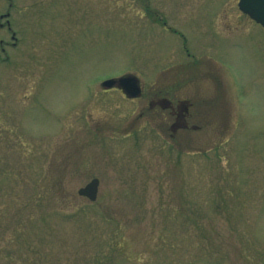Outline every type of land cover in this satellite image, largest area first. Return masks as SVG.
<instances>
[{
  "label": "rangeland",
  "instance_id": "374dc122",
  "mask_svg": "<svg viewBox=\"0 0 264 264\" xmlns=\"http://www.w3.org/2000/svg\"><path fill=\"white\" fill-rule=\"evenodd\" d=\"M238 3L0 0V264H264V29ZM193 58L228 111L178 145L135 115ZM126 73L143 99L102 90Z\"/></svg>",
  "mask_w": 264,
  "mask_h": 264
},
{
  "label": "flooded vegetation",
  "instance_id": "af4514ba",
  "mask_svg": "<svg viewBox=\"0 0 264 264\" xmlns=\"http://www.w3.org/2000/svg\"><path fill=\"white\" fill-rule=\"evenodd\" d=\"M205 63L206 67L199 63V59L193 58L178 64L177 69H167L164 87L148 93L135 117L157 118L159 129L162 132L170 130L171 140L178 145L184 140L180 133L189 130L202 132L217 124L218 116L228 111H221L220 101L225 98L226 83L211 60L207 59ZM122 95L130 100L146 96L144 91L136 98H128L123 92Z\"/></svg>",
  "mask_w": 264,
  "mask_h": 264
},
{
  "label": "water",
  "instance_id": "95a60500",
  "mask_svg": "<svg viewBox=\"0 0 264 264\" xmlns=\"http://www.w3.org/2000/svg\"><path fill=\"white\" fill-rule=\"evenodd\" d=\"M239 7L264 27V0H239ZM114 85L121 87L129 96H136L140 93L139 80L136 76L131 74L119 78H109L102 82V86L105 88ZM98 186L99 179L94 177L86 185L80 187L78 193L91 200H95Z\"/></svg>",
  "mask_w": 264,
  "mask_h": 264
}]
</instances>
